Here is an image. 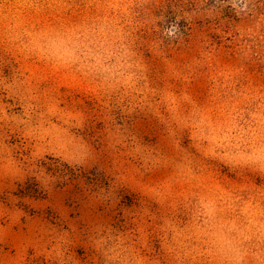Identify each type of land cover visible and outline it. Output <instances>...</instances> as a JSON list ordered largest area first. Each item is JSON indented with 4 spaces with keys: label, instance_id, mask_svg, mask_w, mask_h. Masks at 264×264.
I'll list each match as a JSON object with an SVG mask.
<instances>
[{
    "label": "rangeland",
    "instance_id": "374dc122",
    "mask_svg": "<svg viewBox=\"0 0 264 264\" xmlns=\"http://www.w3.org/2000/svg\"><path fill=\"white\" fill-rule=\"evenodd\" d=\"M0 264H264V0H0Z\"/></svg>",
    "mask_w": 264,
    "mask_h": 264
}]
</instances>
